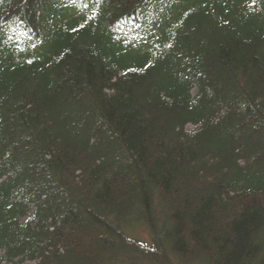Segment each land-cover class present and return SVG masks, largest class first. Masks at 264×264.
<instances>
[{"label": "trees", "instance_id": "trees-1", "mask_svg": "<svg viewBox=\"0 0 264 264\" xmlns=\"http://www.w3.org/2000/svg\"><path fill=\"white\" fill-rule=\"evenodd\" d=\"M30 263L264 264V0H0V264Z\"/></svg>", "mask_w": 264, "mask_h": 264}, {"label": "rangeland", "instance_id": "rangeland-1", "mask_svg": "<svg viewBox=\"0 0 264 264\" xmlns=\"http://www.w3.org/2000/svg\"><path fill=\"white\" fill-rule=\"evenodd\" d=\"M189 128L194 129V127H192V126L191 127L189 126ZM145 238H147V234L144 235L143 239H145ZM30 264H32V263H30Z\"/></svg>", "mask_w": 264, "mask_h": 264}]
</instances>
